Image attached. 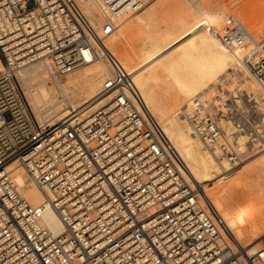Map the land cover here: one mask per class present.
Returning a JSON list of instances; mask_svg holds the SVG:
<instances>
[{"label": "built area", "instance_id": "built-area-1", "mask_svg": "<svg viewBox=\"0 0 264 264\" xmlns=\"http://www.w3.org/2000/svg\"><path fill=\"white\" fill-rule=\"evenodd\" d=\"M151 1L105 0L116 14ZM227 23L213 33L231 50L246 47L244 27ZM115 31L109 20L96 24L79 0H0V264H264V237L253 251L240 245L190 185L133 72L107 46ZM261 48L259 61L241 62L264 90ZM102 58L112 76L92 100L41 122L22 108V70L50 62L62 78ZM229 81L215 86L218 96L194 99L185 117L217 161L235 168L251 150L242 141L264 138V116L261 96L243 78L232 90ZM20 168L25 184L42 192L41 206L23 196ZM48 209L64 224L61 234L45 222Z\"/></svg>", "mask_w": 264, "mask_h": 264}, {"label": "bare ground", "instance_id": "bare-ground-1", "mask_svg": "<svg viewBox=\"0 0 264 264\" xmlns=\"http://www.w3.org/2000/svg\"><path fill=\"white\" fill-rule=\"evenodd\" d=\"M79 2L96 24L103 25L109 20L116 25L107 46L114 55L121 52L120 61L133 72L146 103L185 161L190 185L197 187L220 211L240 245L252 251L257 249L264 237V157L259 155L251 164L247 161L235 168L227 162L220 163L194 134L185 115L192 101L205 92L212 90V95H206L208 98L218 96L214 92L218 80L228 77L226 80L235 81L240 74L247 88L261 96L258 110L264 116V90L249 77L248 66L241 62L246 55L253 62L259 61L263 57L264 40H259L255 32L236 20L250 35L249 42L237 50L227 48L212 30L218 19L225 22L230 19L226 21V17L207 12L195 1L192 2L194 10L179 0H159L146 8L148 3L146 9H141L143 12L133 14L113 13L105 0ZM160 12L168 16L165 15L166 28L154 31V22ZM174 12L176 16L172 17ZM204 19L209 27L199 28L198 24ZM131 26L136 30L138 38L134 44L138 47L130 52L131 42L128 44L123 36ZM87 57L90 58L88 54ZM111 76L112 68L104 58L92 60L65 78L54 72L50 62L36 63L18 74L22 108L40 122L49 121L67 107H77L95 98ZM162 90L166 92L163 94ZM256 141L260 142L254 139L250 143ZM242 143L243 147L251 146L246 138ZM254 146L259 149L263 145ZM232 170L235 171L230 173ZM25 176L23 168L14 174L23 186V196L34 206H41L44 203L42 192L32 182L25 184ZM45 222L55 234L64 231V224L52 209L46 211Z\"/></svg>", "mask_w": 264, "mask_h": 264}, {"label": "rangeland", "instance_id": "rangeland-1", "mask_svg": "<svg viewBox=\"0 0 264 264\" xmlns=\"http://www.w3.org/2000/svg\"><path fill=\"white\" fill-rule=\"evenodd\" d=\"M158 1L159 0H152L146 8H149L151 5H153L154 3ZM179 1L184 2V4H186L187 7L192 10H194V6L192 5L193 4L192 2L195 1V3L200 4L201 7L204 8L207 12L209 13L214 12L215 14L219 16L226 17V21H227V18L233 19L234 22H236V20H240L246 25V27L249 30H251V32L253 33L255 32L254 34L259 38V40L261 41L264 40V27H263L264 25H262L264 23V0H179ZM32 7H33V4L31 3L29 5V8H32ZM141 12H143V10L137 13H141ZM165 15H166L165 12H160V14H158L159 17L157 16L156 22H154V26L156 28V29L154 28V31H160L161 29H162L161 31H163L166 28L165 19L167 15L166 16ZM171 15H173V13ZM231 15H233V17ZM175 16H176V13L174 12V15L172 17H175ZM218 20L219 21L216 24L217 29L222 28L228 24L225 21H221L220 19ZM209 25H210L209 22L206 19H204L201 23L198 24V27L202 29L204 28L206 29L209 27ZM126 32H128V34ZM124 34L125 35L123 36V39L127 43L131 42L134 45L133 46L130 43V49H131L130 52H131L133 48L138 47V44H134L136 43L135 41L138 38L136 30H134V27L131 26V28L126 30ZM115 56H117L120 60H122L121 52H118L117 54H115ZM231 73H233V71H231ZM239 77H240V74H237L235 81L234 80L229 81L228 83L229 86H227V88L229 87L228 89L232 90L236 86V84L239 82V80L242 79ZM226 79H228V77L221 78L220 80H218L217 84L222 82L221 80H226ZM250 90L252 91L251 88ZM162 91H163V94L166 92V90H162ZM206 95H212V90L205 92V94H203L202 97L204 96L206 97ZM6 118L8 120L12 119V115L10 113H7ZM258 123L260 124L259 127H264V122H262L261 119L258 121ZM259 141L260 142H254V144L256 145L260 143L263 146L258 149V148H255L254 145H251V150L243 163L250 161L248 163L251 164V162L255 161L256 157L259 155L260 157H264V150H262L264 148V138H260ZM261 150L262 152H259ZM233 171L235 170H232V172L230 173H233ZM209 187L210 186H208V189Z\"/></svg>", "mask_w": 264, "mask_h": 264}]
</instances>
